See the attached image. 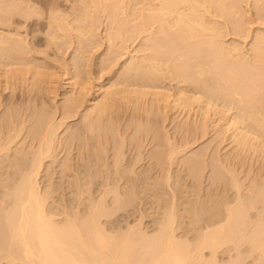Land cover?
<instances>
[{
  "label": "bare ground",
  "instance_id": "bare-ground-1",
  "mask_svg": "<svg viewBox=\"0 0 264 264\" xmlns=\"http://www.w3.org/2000/svg\"><path fill=\"white\" fill-rule=\"evenodd\" d=\"M91 1L95 3L97 9H110V13L113 14H111L112 18H117H113V20L116 19V22L114 23H120V26L119 24L117 25L119 26L118 28H121V25L123 23V28L127 27V22H124V20H121L119 18L120 16L118 13V8L120 5L118 6V8L116 6L117 3H123L122 0V2H117L118 0H116L117 3L111 0H108L109 2H107L106 0ZM220 1L221 0H205V2H207L210 6H213L215 5V3L217 4ZM113 2L115 4L112 5ZM12 3V1L10 3L7 1L5 2V0H0V17L2 18L3 16L4 20L8 18L10 20L9 23L12 20V18L10 17L11 13L12 16H14V11H18V5H20L17 3L16 5H14L15 3ZM145 3L149 5V10L151 11L148 13L144 12L145 14L142 13L141 29L143 30L150 21L159 22L160 25L159 29L156 30L157 33L158 31L159 34H161L160 32H162L167 35L165 37L169 36V39L163 40L159 38L158 43L162 47L168 46L167 48H169V54L159 51V54H153L150 57L148 56L147 58H144V63H142L143 60L141 61L139 59L140 61H137L139 65H134L137 68H134L133 66V70L129 72H133V75L136 72L135 74L140 75L141 78L148 76V80H150V83H152L159 77L163 64L167 63L168 60L181 59L184 55L189 56L190 50H182V48L185 47H180L179 41L188 43L190 41V37L193 36V30L197 28V25H202L201 21L202 23H204L203 20L205 19V17H203L202 14H199V11L194 5L193 0H145ZM234 4H237V2H234ZM205 5H203V7ZM204 8L206 9L207 6ZM229 8L232 7L229 6ZM24 12L21 10L20 13L25 14L26 12ZM27 13H29V11ZM166 13H169L171 15L176 13L175 19L177 22L175 24L178 25V28L175 31H172L171 29L175 24L171 25L170 21L166 18ZM3 18L0 22L7 23L8 21L4 22ZM53 21L51 22L55 23L56 20L54 19ZM181 21H184V23H181ZM237 22H239V20ZM207 23L208 21L205 22L206 25ZM57 25L59 24L57 23ZM139 25L140 24L136 23L132 26H134V28L136 27L135 30L137 31V27ZM238 25L239 24L236 23V26L234 28L237 29L238 27L239 30L240 25ZM207 28L209 29L208 25ZM18 30L20 29L18 28ZM0 33L2 34V32ZM14 37L15 38H13V35L11 37L10 34L8 37L0 35V48L3 50V53L1 52L0 59L4 60L0 61V65L2 64L0 66L1 68L3 67V63L5 61H8L10 63L6 62V65L4 64L6 68H4L7 69L8 66L10 68L12 65V61L16 59L14 55L16 53H19V55L17 54L18 56L16 55L18 57L16 59V62L18 61L19 66L23 64L19 62H25L24 56L27 53L24 55V51L26 52L27 50H25L26 47L23 44L26 43V40L21 41V37ZM25 37H23L22 39H24ZM53 37H55V33ZM261 41L262 42L260 43L262 44H260L259 46L261 48L258 47L259 51L262 48L264 49L263 37ZM216 42L217 41L215 37L211 35V38L208 41L210 45L207 52L208 54H206L203 59H199V61L197 62L198 66H200L199 69H204L208 73H210L211 78L216 83L220 84L221 87L226 89L228 95L233 96L240 101L245 97L249 101V103L258 100L259 93L264 90V63L262 58L254 56L253 60H255H252L251 62V60L243 56L242 53H238L240 54L238 56V59H233L234 55L230 59L226 54L225 48L227 46L218 45ZM1 43H3L4 45L1 46ZM29 45H32V43ZM213 45L216 48L212 52L211 48ZM26 46L28 48V45ZM198 46V44H195L194 46L190 47L192 48ZM236 47L237 48H235V50L240 49L238 46ZM28 51L30 52V49ZM13 52L15 53L13 54ZM26 56L25 58H27ZM208 56H211L212 58L210 59V61H205L204 58H207ZM13 58L15 59L13 60ZM27 59L26 60L29 61V58ZM38 60L39 59L37 58L36 62ZM34 62L35 61H33V63ZM134 62L136 61H133L132 59V61H130L129 63L132 65L134 64ZM27 63L28 62H26V64ZM37 63H39V61ZM40 63L43 64L46 62ZM13 64L17 65L15 61ZM16 69L18 70V68ZM134 69H136L135 72ZM9 71H12V69H9ZM129 72L126 73L127 76L131 75H128ZM6 74L7 73H5V75ZM191 79L192 82L196 84L204 81L198 76L192 77ZM141 81L143 82V80ZM75 82H78L77 79L75 80ZM152 86H155V84ZM12 98L15 99V101L17 100L16 97ZM70 100L71 99H69V101ZM76 100L77 102L75 100L74 101L78 103V99ZM109 100H111V98L106 99V101L101 104L98 103L99 101H96L97 104L94 102L95 106L91 108L88 107L89 109L87 114L86 112H84L86 114H84L83 116V119L85 118L83 128L84 141L82 140V138H80V136H75L72 134H70L69 136L66 135L67 137L64 136V138L58 139V136H56V130L57 128H59L61 122L58 127H55L56 125H54V123L51 124L50 120L48 119L50 116H45L46 113L44 115V111L40 112L38 110L36 112L35 109L32 108L30 112L28 110L31 107H27L28 105L25 104L20 105L22 103L19 102V104L18 100L16 102L18 104L17 106H15V108L14 104H10V107L8 106L9 108L7 107L8 110L6 111H4V109L6 108H3V112H1L2 114L0 115L1 262L3 260V257H7V259L11 262L19 259L22 261V264H220L221 258L219 261L217 255L220 253L218 252L222 253V251H228V256L229 252L231 254L233 252L232 257L230 255V258L228 259L230 262L228 261V263L221 264H244V259H242L243 254H247L249 251H251V253L257 251L259 252V254L255 252L257 253V256H254V258L256 259L253 260H256L257 263L261 262V264H264V200L259 199L262 200L261 206H259V203L261 202L255 201L257 198L254 200V198L257 197H254L256 185H254L255 187L253 186L249 189H247L248 187L246 188V190L251 191V193L247 192L246 190L239 191L238 189H236L235 192L237 195H235V197L233 192L231 194L233 195L232 197H230V195L228 198H226L229 194V190L231 189L230 187L233 186V188H237V185H239V188L241 189L242 185L240 186L239 183H236L237 185L230 184V181L231 183H233L231 180L232 177L230 179L229 176V180L226 175L222 176V174L220 173L221 170H219L218 168L221 165L223 166L227 160L225 161L224 159H222V161L224 160L225 162L221 163L214 162V160V167L212 165V161H210V165H208V163L206 162L209 159L206 158V160L204 158V160H202L203 155L197 153L198 151H196L197 155H192L185 159H181L184 160L183 162L186 165L184 168V164L180 166V164L178 163L175 171H170L172 169L170 168V166L173 165L174 162H172V164H168L170 163V161L167 160V155L169 154V152L166 155L167 150L164 151V144L162 143L160 138L161 136L159 134L160 126L158 125L157 128L155 126L157 124H155L154 127H151L155 122H153L152 125L150 124L151 126H148L149 131H146L148 130L146 129L143 134L141 132V129H139L140 134L138 132L139 130H136V133L138 132L137 134L134 132L135 135H137L134 138V134L131 133L132 137L130 134L129 139H132L129 140L130 142L128 141V137L124 139V135L122 134V130H120V127L119 130L121 132L118 130V133H115L114 135L116 137V134L118 135L120 132L123 136L119 135L120 138L122 137L121 139H119V136L118 139L117 137L115 138L116 140L113 138L115 143L112 144L113 140L112 142L110 141L111 132L113 134L114 130V127H112V122H114L113 124H116L115 122H117L118 119L115 121V117L113 116L114 118H112V115L116 116V111L113 110L115 113L113 111H111V114L109 113V109L111 110L112 104L114 106V102H112V100L110 101V103L112 104L108 103ZM181 100L183 101L184 98ZM7 101H9V99H7ZM15 101H13V103ZM10 102H12V99ZM1 103L0 109L2 106H4V101H2V98ZM67 103L68 102H64L65 105L62 106L63 108L60 107V109L63 110L62 117L64 119H71V117H74L80 110H78L79 104L77 105L73 101H70L69 104ZM5 104H7V102ZM18 105H20L22 108L23 106H25L26 108H17ZM33 110L36 113L39 112L43 115L39 114V117L37 115L36 120L34 119L36 118V114ZM58 110H56L55 112H57ZM17 111H20V113L17 114ZM46 111L47 110H45V112ZM118 123H120V121H118ZM118 123L117 127L115 128V132H117V128L122 124L121 123L118 126ZM129 125L131 124L129 123ZM123 127H128V125L126 126L125 123L122 128ZM139 127L141 128L140 125ZM259 127L262 128L264 127V125L261 124V126ZM126 131L124 132L126 133ZM151 132H153V136L149 135L151 134ZM22 133L23 135L21 137V141L18 140V137L21 136ZM145 133L146 135H144ZM261 134H264V132H261ZM168 137L169 136H167V138ZM163 138L165 139V137ZM167 138L166 140L168 141ZM126 139L127 144L125 141ZM147 139L149 140V144H152L153 141H156V147L154 145V147L150 146L151 149L149 148V150L146 151V148H144V144L148 142ZM80 140H82L83 142H81ZM186 143L189 142L187 141ZM149 144L147 146H149ZM75 150H77L78 153H75ZM172 151L170 152L171 154L177 151V149L173 151V153ZM63 152H65L63 158H59L60 154ZM204 152V157H206L207 155L205 156ZM217 153L215 154L216 160L218 156ZM198 154L200 155L199 157H202L201 159L198 158ZM169 157L172 156L169 155ZM169 157L168 159L170 160L173 158ZM196 157L198 159H196ZM209 157L210 155L208 156V158ZM178 160H180V157ZM211 160H213L212 157ZM211 165L214 167V169ZM207 166H210V169H212L210 174V170L208 171V174H205L206 170L208 169ZM222 166L220 168L224 167ZM225 168L226 166L224 167V169ZM230 168L231 167L227 166V169ZM230 170L232 171L233 169ZM227 171L229 172V170ZM225 173L226 172H224V174ZM237 176H235V178ZM188 177H191V179ZM225 177L227 178V180ZM171 178H173V182L171 183V189L173 188V191H171V189L170 191L166 189L168 192L175 191L174 193H171L172 195L170 194V199L172 198L170 200L171 204L168 203L169 205L165 204L163 206L166 208L161 214L162 217L159 216L158 218L157 216L158 220L150 219V221H148L149 224L153 222L154 227L156 224V227H153L154 229H151L152 226L147 227V225L149 224L146 222V228L150 229L151 231L154 230L152 231V233L151 231H149L150 233L146 231V228L144 229L145 231L142 230V227L144 226L143 224L145 223L143 222V226H141L139 223H142V221L146 220L145 217L143 218V216H146V213L143 212L144 215H142V211L145 209V207L141 205L143 201L147 202V195L149 194L148 193L147 195H141L142 191L144 192V189L145 191H149L147 188L150 189L152 187L158 188L162 184H164L165 186V183H170L169 180ZM223 180H229V185ZM221 181H223L224 183ZM180 183L182 186L185 184V186L187 185L189 188H195L197 190L196 192L199 193L201 197L204 196L210 198L208 199L203 197L204 200L201 199V201H198L200 200V195L198 194V200H194V198H197V193L195 192L196 194L192 195H195L196 197L193 196V199L190 198L191 203L188 199L186 200V202L188 201L194 207L196 206L197 201L198 203L200 202L201 205L200 206L198 204V208H194L191 205L193 208H188L189 210L186 209L187 206L186 208H184L186 209L184 210L185 213L187 212L188 214V212H191L189 213V216H191V214L193 216L190 217L191 221L188 220L191 225L187 224V222L185 224L186 227L188 226L187 228H189L188 231H190V229H193L197 232L195 236L196 238H189L186 239V241L180 239L183 238L180 237L181 235L184 236V234L180 235L181 232L179 230L180 228H182L180 226L183 225H179L178 223L177 226H175L174 224V216L178 214L175 213L174 208H177L179 203L178 202L176 204L175 200L178 201V199H175V196L177 197L178 195L179 198V196L181 195H176L178 191L182 190L177 187L180 186ZM203 183L205 185H203ZM227 185L230 186V189L226 188ZM167 186L168 188H170V185ZM182 186L180 188H182ZM128 189L131 190L128 191ZM193 189H190V192L193 191L194 193L195 189ZM219 189L221 192L224 191L223 193L225 194L228 190V194H226L225 196V194H222L221 192L219 193ZM138 190L141 191L140 194ZM214 190L216 192V198L218 197L217 195L220 194L224 195V197L226 198L225 199L223 197L225 204L223 205L225 206L223 207L224 209L220 208L219 212L217 211L218 213L213 211L211 208L213 206V203L215 205L217 203L216 200L220 198L219 197L218 199L214 200L215 197L211 193V191ZM136 191H138V194L135 193ZM147 191L144 193H147ZM202 191L203 195L201 194ZM241 191L245 195H247V197H245V195L241 193ZM85 194L87 195L85 196ZM73 195L76 197H73ZM211 195L214 198L209 197ZM148 196H150V194ZM137 198L139 200H137ZM193 200H197L196 204L195 202H193ZM210 200H212L213 202H210ZM206 201L207 203L210 202L212 206H210L211 204L207 205ZM221 201L222 199L219 200V202ZM201 202L204 204H201ZM175 204L177 205L176 207ZM180 204L181 203H179V206ZM82 205H84V207H81ZM121 210L122 213H120ZM123 210H126L125 212L127 213H124ZM136 213L139 215L136 216ZM140 214L142 217L140 216ZM186 217L188 218V216ZM142 218L145 220H143ZM135 220H138L139 223H136ZM190 226L192 227L190 228ZM186 227H183L184 231L181 229L182 232H184L185 234H190L192 230L190 232H187L185 231ZM185 237L186 236H184V239ZM245 242H247V244ZM243 245L245 246L246 250L245 248H243ZM247 250L249 251L246 253L245 251ZM252 254L248 253L246 257ZM239 255L241 258L239 257ZM8 260H6L7 263ZM224 262H226V260ZM252 262L253 261H251V264ZM8 264H10V262ZM254 264L256 263L254 262Z\"/></svg>",
  "mask_w": 264,
  "mask_h": 264
},
{
  "label": "rangeland",
  "instance_id": "rangeland-1",
  "mask_svg": "<svg viewBox=\"0 0 264 264\" xmlns=\"http://www.w3.org/2000/svg\"><path fill=\"white\" fill-rule=\"evenodd\" d=\"M6 1L10 3L12 1L13 2L12 4L15 3L14 5H16L17 3L20 5H18L19 10L18 11L15 10L17 12L14 11L13 13L14 16H12L11 13L10 17L12 18V20L10 23H9L10 20L8 18L4 20L2 16L4 22L8 21L7 22L8 24L0 22V32H2V34L0 33V35L8 37L10 34L11 37L13 35V38H15L14 36H16L17 38L18 36L21 37V41L26 40L25 41L26 43H28L29 41L28 44L23 42L24 43L23 45L26 48H27L26 45H28V48L27 49L25 48V50L27 51L26 52L24 51V55L27 53L26 54L27 56L26 55L25 56L29 58V61H27L28 59L25 58V56L23 55L25 62H19V63H23V64L24 63L26 64V62L28 63L26 65L21 64L19 66L18 61L16 62L19 53L14 54L15 52H13V54L16 57V59L13 58V60L15 59L14 61L17 65L13 64L14 61H12L11 67L9 68L8 66L7 69H5L6 67L4 66V64L6 62L10 63L8 61H5L3 63V67L2 68L0 67V74H1L0 92L1 94L3 93L2 95L0 94L1 96L0 103H1V98L2 101H4L3 104L4 106L1 105L2 107L0 109V115L2 114L1 112H3L4 107L6 108L4 109V111H6L8 110L7 107L8 106L10 107V104L12 105L14 104V108H15V106H17V104L21 102L22 104L19 103L20 105L25 104L28 105L27 107H31L28 110L30 112L32 108L35 109L36 112L38 110L40 112L44 111L43 112L44 115L46 113L45 116L47 115H48L47 117L50 116L48 119L50 120L51 124L54 123V125H56L55 127H58V125L61 122L60 124L61 126L59 125V128H57L56 130V136H58V139L64 138V136L67 137L70 134H72L75 136H80V138H82V140L84 141L83 139V134H84L83 128L85 123L84 122L85 118L83 119V116L85 114L84 112H86L87 114L89 109L88 107L91 108L95 106V103L97 104L98 101H99L98 103L101 104L104 103L106 99L111 98L112 102H114V106L112 103H110L111 100H109L108 103L112 104L111 110L109 109V113L111 114V111L113 110L116 111V113L113 111L116 114V116L112 115V118L115 117L114 118L115 121L117 119L118 121H120V123H118V121L115 122L116 124H113L114 122H112L113 125L112 127H114V130L112 129L113 134L111 132V139H110L111 142L113 138L115 139L117 137L118 139V136L121 135L120 130H122L124 139L128 137V141H129L130 139H132V138L129 139L131 133L134 134L133 138L137 136L135 135L136 130L138 131L139 129H141V132L143 134L144 131L149 128L148 126H151L152 123L155 122L151 127H154L155 124H157L155 125L157 128L158 125L160 126L159 134L161 136L160 137L161 141L164 144V149H165L164 151L167 150L166 155L169 152V154L167 155V160H169L170 163L168 164H172V162H174L173 165H171L172 167L169 165L170 168H172L170 171L173 170L175 171V169L178 166V163L180 164V166L184 164L183 162L184 160L181 159H185L192 155L193 156L197 155V153L203 155L202 160H204V158L209 159V160L206 159L207 161L205 160L208 163V165H210V161L213 162L215 160L214 162L221 163L227 160L225 163V164L228 163L227 165L222 163L224 164L223 165L224 167L226 166V168L224 169V167L221 164L217 163L223 167L220 168L221 167L220 166L218 169L221 170L220 173L222 174V176L226 175L227 178L230 176V179L232 177L231 180L233 183H231V181L229 182L230 180L229 178H228L229 180L226 181L227 180L226 177H225L226 180L223 181H225L228 185L229 183L232 185L239 183L240 186L241 185L242 186L240 189L239 185L237 184H236L237 188H233L232 185H231L232 187L227 185L226 188L228 189L230 187L231 189L230 188L229 189L231 190V192L229 190V194H228L227 193L228 190L227 192L225 190L226 194H228L226 198H228L233 192L235 197V195H237L235 192L236 189H238L239 191L240 190L245 191L247 187H248L247 189H249L250 187L256 185V187L255 186L254 187L257 193L255 191L254 197L255 196L257 197H255L254 200L256 198H257L255 200L256 202L258 201L261 202L262 200H264L263 198L264 197V185H263L264 184V134H261V132H264V127L262 128L259 127L261 126V124L264 125V90L259 93L258 100L256 101L249 103V101L245 97L243 98V100L240 101L235 97L228 95L227 90L221 87L220 84L216 83L211 78V74L208 73L206 70L204 69L200 70L199 69L200 66H198L197 64L199 59H203V57L206 54H208L207 52L210 47L208 41L211 38V35L215 37L217 41L216 43L218 45L227 46L225 48L226 54L230 59L233 55H234L233 59H238V56L242 53V55L247 57L249 60H251V62L254 56L255 57L258 56L262 58L264 63V49L262 48L260 51L258 49L260 44H262L260 43L262 42L261 41L262 37L264 38V0H221L219 3L217 4L215 3V5L213 6H210L207 2H205V0H193L194 5L197 7L199 11V14H202L203 17H205V19L203 18L204 23H202L201 21L202 25H197V28L193 30L192 32L193 36L190 37V41L188 43L179 41L180 47H185L182 48V50H186V49L190 50L191 55L190 54L189 56L184 55L181 59H171L168 60L167 63L163 64L159 77L154 82H152L155 84V86H152L154 84L150 83V80H148V76L142 77L143 78L142 79L140 75L135 74L136 69H134L135 72L134 75L133 72L132 73L129 72L133 70L134 65L136 64L139 65L138 62L140 60L142 61L144 58H147L148 56L150 57L153 54H159V51L169 54L168 51L169 48H167L168 46L162 47L158 43L159 38L163 40L169 39V36L165 37L167 36L166 34L162 32H160L161 34H159V31L157 33L156 30L159 29V25H160L159 22L150 21L143 30L141 29L142 13L145 14L151 11L149 10V5L145 3V0H122L123 3L121 4L117 3V2H122L121 0L120 1L118 0L117 2L116 0H111L117 3L116 4L117 8L120 5L118 8V13L120 16L119 18L121 20H124V22H127L126 28H123L124 23L121 25L122 26L121 28H118L120 26V23H118L119 26H117L118 25L117 23H114L116 22L117 18L113 17L116 18L115 20H113L111 16L112 13H110V9L108 10L102 8L97 9L95 3L92 2L91 0H24V1L5 0V2ZM106 1L109 2L108 0ZM234 2H237V4H234ZM113 4L115 3L113 2L112 5ZM203 5H205L204 7L207 6L208 9L206 8L207 9L206 10L203 7ZM223 5L225 8L223 7ZM229 6L232 8H229ZM226 7L227 10L229 9L230 11L229 10L227 11ZM21 10L23 12L25 11L26 13L29 11V13L27 14L25 12H24L25 14L20 13ZM25 15L27 18L25 17ZM175 17H176V13H174L173 15L166 13V18L167 20L170 21L171 25H174L177 22ZM2 18L0 19V21H2ZM54 19L56 21H58L59 19V21L58 22L55 21V23H53ZM205 20L208 21L207 25L209 26V29L205 24L206 22ZM238 20L239 22H237ZM57 23L59 25H57ZM136 23L140 24L137 27L138 29L137 31L135 30L136 27L134 28V26H132L133 24ZM181 23H184V21H181ZM236 23L240 25V26L238 25L240 27L239 30L238 27L237 29L234 28L236 26ZM18 28L20 30H18ZM177 28L178 25L175 24L174 27H172L171 29L172 31H175ZM54 33H55V37H53ZM154 35L157 36L155 37ZM23 37L25 38L22 39ZM56 39L59 43L56 41ZM30 41L32 45H29L31 44ZM1 44H2L1 46L4 45L3 43ZM195 44H198L199 46L192 48L190 47V46H194ZM236 46L240 48L239 50L236 49L237 51L235 50V48H237ZM215 48L216 47H214L213 45L211 51L213 52ZM29 49L30 52L28 51ZM1 50L2 49L0 48V55L1 52L3 53V50L2 51ZM31 58L36 60L38 58L39 63H37L38 61L36 62V60H32ZM211 58H212L211 56H208L207 58L204 59L205 61H210ZM132 59L133 61L136 62H134V64L131 65L129 62L132 61ZM1 60L2 59H0V61ZM33 61H35L36 64L35 62L33 63ZM29 62L32 64H30ZM40 62H46V63L41 64ZM142 63H144V60L142 61ZM16 68H18V70ZM134 68L137 67L134 66ZM9 69L10 70L12 69V71H9ZM3 70L5 73H7L6 74L7 76L5 75ZM8 72H12V73H8ZM127 72H129L128 75L131 74L133 76L131 75L127 76L126 74ZM196 76H198L200 79L204 81L198 84L193 83L191 78ZM73 77L76 78L74 79ZM76 79L78 82H75ZM141 80H143V82ZM147 83L150 84L148 85ZM10 96L16 97L18 103H16L17 100L15 101V99H13ZM183 98L184 100L182 101L181 99ZM7 99H9V101H7ZM11 99L12 102H10ZM69 99H71L70 101H73L74 103H76L77 102L76 99H78L79 102L76 104L77 105L79 104L78 110L79 109L80 110L74 117H71V119L70 118L64 119L62 117L63 110L60 109V107L63 108L62 106L66 104V103L64 104V102H68L67 104H69L70 102ZM5 101L7 102V104H5L6 103ZM13 101L15 102L13 103ZM80 103L82 106L80 105ZM33 104L35 107L33 106ZM20 105H18L17 108L24 109L25 106H23L22 108ZM45 110L47 111L45 112ZM56 110L58 111L55 112ZM36 112H35L36 118L34 119L37 120V115L39 117L40 116L39 114L42 113L39 112L36 113ZM18 113H20V111H17V114ZM117 123L118 126L119 124L121 123L122 124L117 128V132H115ZM125 123L126 126L128 125V127L122 128V126L125 125ZM129 123L132 126L129 125ZM139 125L141 126V128L139 127ZM118 130L120 132L118 135L116 134L115 137L114 134L118 133ZM124 131H126V133ZM146 131H149V129ZM138 132L140 134V130ZM23 133L21 134V136L18 137V140H21ZM144 135H146V133ZM149 135L153 136V132H151V134ZM162 136L165 137V139ZM167 136L169 137L167 138ZM121 138L119 136V139ZM166 138L168 139V141L166 140ZM162 139L164 140V142ZM82 140L80 141L83 142ZM125 141L127 144V139ZM187 141L189 143H186ZM155 142L156 141H153L152 144H149V140H148V142L144 144V148H146V151L149 150V148L151 149V147L154 146L156 147ZM167 142L170 143L168 144ZM114 143L115 141L113 140L112 144ZM148 144L149 146H147ZM165 145L167 149L165 148ZM173 147H175L177 151H175L176 149ZM168 148L171 150H169ZM172 150L175 151L176 153L175 152L173 153ZM202 150H204L205 152ZM171 151L173 154L170 153ZM196 151L198 152L196 153ZM74 152L78 153L77 150H75ZM203 152L205 153V156L207 155L206 157H204ZM64 153L65 152L61 153L59 158H63ZM216 153L218 155L217 156V160L219 159L218 161L215 159ZM199 154H198V158L201 159L202 157H199L200 156ZM169 155H171L173 158L169 157ZM184 155H188V156H184ZM209 155L210 157L208 158ZM168 157L172 158L171 160L173 161L168 159ZM179 157L180 160H178ZM211 157L213 158V160H211ZM198 158L196 157V159ZM222 159H224L225 161L224 160L222 161ZM214 162L212 165L215 167ZM185 166L186 165L184 164L183 168ZM227 166L231 167L230 169L233 170L231 171L230 169H227ZM207 168L208 169L206 170L205 174H208L209 170H210L209 171L210 174L212 169H210V166H207ZM227 170H229V172ZM224 172L226 173L224 174ZM235 176H237L236 178L238 180L235 178ZM188 178L191 179V177ZM169 181H170L169 184L168 183L166 184L164 182L165 186L164 184H162L163 186L161 185L158 188L156 187H152L150 189L147 188L149 190V191L146 190L147 193H144L146 192L145 189L144 192L142 191L141 195L142 194L147 195L148 193L150 194V196H148L149 194L147 195V199H148L147 202L143 201L141 205L145 207V209L147 210L146 211L144 209L145 211L144 210L142 211V213L143 212L146 213L145 214L146 216H143V218L145 217L146 220L142 218L143 220H145V221L141 220L142 223H139L138 220L137 221L135 220L136 223H139L141 226L144 225L142 227V230L146 228V224L148 223V221H150V219L158 220L159 216L162 217L161 214L164 212V209L166 208L163 207L165 204L166 205L168 203L171 204L170 203V200L172 199V198L170 199L172 195L171 193H174L175 191L168 192L172 187L171 183L173 182V178H171ZM238 181H241L242 183ZM167 185H170V188H168ZM179 185L180 186L177 187L179 189H182L184 193L182 190H181L182 192L178 191L176 195L181 194L180 195L181 198L180 196L178 198L177 195V197L175 196V199H178V201L174 199L176 201V204L178 202L181 203L180 206L179 203L178 206L175 204V207L177 206V208H174V211L175 213L178 214L174 216L175 218L174 224L175 226H177L178 223L179 225H183L180 226L182 228L179 229L181 233L180 232L178 233H180V235L184 234V236L186 237L188 236V237L187 238L185 237L184 239V236L182 235L180 236L179 234L178 235L183 238H180L179 236L178 237L181 240L186 241V239L189 238H193V239L196 238L195 236L197 232L194 231L193 229H190V231L192 230L191 231L192 233L188 231L189 228H187L188 226L186 227L185 224L186 222L187 224H190L188 220L191 221L190 217L193 216L192 214L191 216H189L190 215L189 213L191 212H188L187 214V212L185 213L184 210L188 208L192 209L194 207L192 204H190L191 203L190 198L193 199L194 197L197 196V198H194V200L195 199L198 200L199 193L196 192L197 190L195 188L194 190L193 188H189L187 185L185 186V184L182 186L181 183ZM203 185L205 184L203 183ZM181 186L182 188H180ZM172 189L171 191H173ZM190 189H193L194 193L192 190H191L192 192H190ZM130 190L128 189V191ZM138 191L140 194L141 191L140 190ZM138 191H136L135 193L138 194ZM242 191L241 193H243ZM246 191L251 193V191L249 190ZM195 192L197 193V195L196 196L192 195V194H196ZM220 192L221 191L219 189V193ZM223 192L221 193L225 194ZM202 193L203 191L201 192V194ZM211 193L215 197L214 200L218 199L219 197L220 198L216 200L217 203L215 205L213 203V206L210 203L214 201L213 199H212L213 201L210 200L209 203H207L208 201L207 200L206 203L207 205L211 204L210 206H212L211 208L213 211L219 212L220 208L224 209L223 207H225L223 206L225 205L223 199L224 195L221 194L217 195L218 197L216 198L215 190L211 191ZM86 195L87 194H85V196ZM212 195L209 197H213ZM232 196L233 195H231L230 197ZM73 197L76 196L73 195ZM203 197L204 196L201 197L200 195L199 197L200 200L198 201H201V199L204 200V198H208V197H204V198ZM245 197H247V195H245ZM187 199L190 202L189 203L187 201L188 204L186 202ZM221 199L223 203L222 201L219 202V200ZM137 200L139 199L137 198ZM194 200L193 202H195L196 204L197 200L196 201ZM198 201L195 206L197 208L199 207L198 204L200 205V202L198 203ZM204 203L201 202V204ZM259 204H260L259 206H261L262 202ZM81 207H84V205H82ZM125 211L126 210H123L124 213H127ZM120 213H122V210L120 211ZM144 213L142 215H144ZM137 215L139 214L136 213V216ZM186 216H188V218ZM143 222L145 224H143ZM152 223L153 222H151L150 224L148 223L149 225H147V227L152 226L151 229H154L156 227V224L154 227L153 226L154 223L153 224ZM183 227H186L185 231L190 232V234L186 233L187 234L186 235L184 232H182ZM191 227L192 226H190V228ZM145 230L148 232L151 231L150 229L147 228ZM245 243L247 244V242ZM243 248H245V246ZM248 251L249 250L245 252L247 253ZM255 252L254 253L252 252L254 254L253 255L251 251H249L248 253L252 255H248L247 257L246 255L248 253L243 254L242 259H244V264H248V263L251 264V261H253L252 264H254V262L256 264L259 263L261 264V262L258 261L259 263H257L256 260L255 261L253 260L256 259L254 258V256L256 257L257 253L259 254V252L257 253ZM218 253H217L218 260L220 261L221 258L220 264L228 263L229 261L228 259L230 258L229 256L231 255L232 257L233 254V252L232 254L229 252V256H228V251L226 252L222 251V253L221 252ZM224 259L226 260V262H224L225 261ZM6 260H8L7 257H3L2 262L0 259V264L2 263L8 264L9 262L10 264H22L21 263L22 261L19 259H16L15 261L12 262L8 260V263Z\"/></svg>",
  "mask_w": 264,
  "mask_h": 264
}]
</instances>
